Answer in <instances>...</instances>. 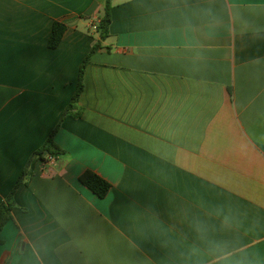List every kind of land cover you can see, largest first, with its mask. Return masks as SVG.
Here are the masks:
<instances>
[{
    "label": "crops",
    "instance_id": "1",
    "mask_svg": "<svg viewBox=\"0 0 264 264\" xmlns=\"http://www.w3.org/2000/svg\"><path fill=\"white\" fill-rule=\"evenodd\" d=\"M110 2L81 116L16 191L0 264H264V0ZM106 4L0 0V204L70 105Z\"/></svg>",
    "mask_w": 264,
    "mask_h": 264
},
{
    "label": "trees",
    "instance_id": "2",
    "mask_svg": "<svg viewBox=\"0 0 264 264\" xmlns=\"http://www.w3.org/2000/svg\"><path fill=\"white\" fill-rule=\"evenodd\" d=\"M111 2L107 0L106 7L104 9L103 14L100 16L99 24L96 28V31L99 33V40L94 43L90 53L87 55L85 60L82 63L79 73V81L77 86V91L72 98L70 105L66 108L61 121L57 128L52 132L49 136L43 147H41L38 151H36L32 157L29 159L25 169L22 171L19 180L17 181L14 189L11 191L7 199L0 204V246L3 245V240L1 238V233L5 226L11 221L12 219V211L15 208V200L14 196L18 188L25 184L27 180H29L34 174V168L38 161H46L50 159H59L60 157L64 156L65 152L60 149L54 142V138L58 132V129L62 123V121L68 117L73 116L75 118H80L81 112L74 113V110L77 109V104L79 98L84 90V75H85V68L87 64L90 62L92 56L98 52L102 48V42L105 41L110 36V25H111ZM66 27L62 23L55 22L52 29V34L49 40V47L51 49H56L65 34ZM45 152H48V155L45 156ZM80 182L91 190L97 197L104 199L109 191L111 190V184L100 177L99 175L87 171L80 176Z\"/></svg>",
    "mask_w": 264,
    "mask_h": 264
},
{
    "label": "built area",
    "instance_id": "3",
    "mask_svg": "<svg viewBox=\"0 0 264 264\" xmlns=\"http://www.w3.org/2000/svg\"><path fill=\"white\" fill-rule=\"evenodd\" d=\"M97 25H98V23L94 26V29H96L97 28Z\"/></svg>",
    "mask_w": 264,
    "mask_h": 264
},
{
    "label": "water",
    "instance_id": "4",
    "mask_svg": "<svg viewBox=\"0 0 264 264\" xmlns=\"http://www.w3.org/2000/svg\"><path fill=\"white\" fill-rule=\"evenodd\" d=\"M45 156H47L48 155V152H45V154H44Z\"/></svg>",
    "mask_w": 264,
    "mask_h": 264
}]
</instances>
